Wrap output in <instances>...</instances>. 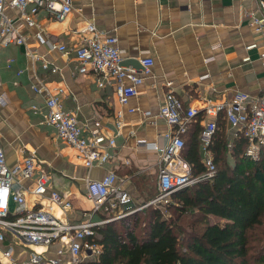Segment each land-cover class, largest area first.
Listing matches in <instances>:
<instances>
[{
	"label": "crops",
	"instance_id": "0c3cea01",
	"mask_svg": "<svg viewBox=\"0 0 264 264\" xmlns=\"http://www.w3.org/2000/svg\"><path fill=\"white\" fill-rule=\"evenodd\" d=\"M258 1L70 0L71 11L61 19L53 18L44 9L39 10L37 19L44 27L48 43L74 48L79 40L76 31L92 21L98 29L117 37L121 62L153 60L138 95L130 98L126 107L118 105L113 88L97 86L94 73L77 72L73 53L63 55L39 46L34 38L35 30L17 21L26 42L58 69L51 74L39 68V76L48 88L65 89L64 107L76 108L81 124L92 127L98 123L103 133L113 135L115 114L119 109L123 110V119L115 147L110 149L112 158L102 167L88 170L75 151L57 138L55 130L40 122L42 116L30 111V105L40 99L30 90L31 62L23 48L16 45L0 48V94L6 100V105L0 106V146L7 164L15 166L28 152H34L36 173L44 170L49 176V185L71 201L72 208L67 212L51 206L55 216L64 218L62 221L82 218V213L91 207L84 194L86 178L100 179L109 171L121 179L117 185L129 194L131 208L144 206L150 201H138L144 199V193L135 183L145 182L149 175L156 174L159 153L137 144V140L165 144L164 133L170 127L158 116V107L167 91H172L184 108H201L204 99L227 100L235 92L256 96L264 87V66L260 60V53L264 51V29L253 30L249 26L250 19L244 14L256 10ZM6 13L16 19V11L7 9ZM251 44L254 47L246 49ZM8 57L15 58L16 62L6 69L3 67ZM20 68L24 72L17 77L14 71ZM128 107L136 109L130 113ZM144 112L149 115L145 116ZM204 120L201 115L198 124L201 129ZM192 121L186 137L193 132ZM224 131L227 142L232 143L237 137L235 130L225 123ZM198 149L204 160L200 133ZM208 150L211 154L209 147ZM25 186L30 188L32 181L25 182ZM25 199L28 206L34 205L33 195L27 192ZM41 204L49 209L48 200L42 199ZM98 217L99 214L94 216ZM10 243L8 238L6 243L0 244V264H12L1 253ZM18 245L13 249L14 264H28L29 249ZM43 250L46 256L54 255L53 246L46 250L43 247Z\"/></svg>",
	"mask_w": 264,
	"mask_h": 264
},
{
	"label": "built area",
	"instance_id": "2783aa9c",
	"mask_svg": "<svg viewBox=\"0 0 264 264\" xmlns=\"http://www.w3.org/2000/svg\"><path fill=\"white\" fill-rule=\"evenodd\" d=\"M7 9L16 11V19L7 15ZM41 9L46 10L53 18L61 19L71 11V4L70 0H0V48L10 45L22 47L26 58L31 62L29 87L40 101H34L29 107L30 111L42 116L40 122L55 130L57 138L75 151L85 168L91 170L102 167L112 158L110 149L115 147V138L120 134L123 110L119 109L115 114L113 135L103 133L98 123L92 127L81 124L77 109L64 107L65 89L61 86L50 89L39 76V68L51 74H55L58 69L26 42L17 21L35 30L34 38L39 46L63 55L73 53L77 61V72H92L96 75L99 88H113L120 107H126L130 98L138 95L139 86L143 83L144 76L150 73L153 60L141 59L142 70L124 67L121 64L117 37L106 30L98 29L92 21L86 22L76 31L79 40L74 48L69 49L62 43H48L44 27L37 19ZM244 14L250 19L249 26L253 30L264 29V0L258 1L256 10L246 11ZM252 47L254 44L248 45L246 49ZM245 60H248V57ZM260 60L264 66V51L260 53ZM15 62V58L8 57L4 68H11ZM23 72L20 68L15 74L19 77ZM5 105V96L0 94V106ZM135 109L128 107L127 111L131 113ZM200 113L205 119L200 132L201 147L205 152V171L198 176H192L191 165L181 155L184 147L183 136L187 132L188 124ZM144 115L148 116L149 112H144ZM158 116L170 127V130L164 133L165 144L160 146L142 139L137 140V144L159 153L156 172L157 194L144 206L164 207L170 202V195L175 191L213 176L215 166L208 147L220 117L235 130V136L240 133L246 140L244 154L247 157L257 160L264 146V87L256 96L235 92L227 100L204 99L201 108H184L181 100L172 91H167L159 104ZM36 161L34 152H28L18 164L11 167L7 164L5 153L0 146V244L6 243L10 238L12 243L16 242L21 246H55L54 255L51 257L29 250L28 264H81L80 257L83 252L92 256L100 250V246L89 241L94 229L112 219L128 215L137 208H131L129 194L117 185L121 179L113 171H109L100 179L86 178L84 194L91 207L82 213L81 219L59 220L52 213L51 206L67 212L72 208L71 201L49 185V176L44 170L40 169L36 173ZM29 181H32L30 188L25 186V182ZM27 192L35 198L31 207L25 199ZM42 199L48 200L49 209H45L41 204ZM105 205L110 209L119 207L121 211L110 218H94ZM13 249L10 243L1 250L3 257L12 264L15 262Z\"/></svg>",
	"mask_w": 264,
	"mask_h": 264
},
{
	"label": "trees",
	"instance_id": "16d2710c",
	"mask_svg": "<svg viewBox=\"0 0 264 264\" xmlns=\"http://www.w3.org/2000/svg\"><path fill=\"white\" fill-rule=\"evenodd\" d=\"M201 115L183 136L181 155L192 176L205 171L198 149ZM224 124L220 117L209 146L213 176L175 191L164 207L149 205L96 227L89 241L100 250L86 264H264V146L252 160L239 133L229 162ZM141 182L135 184L143 197L154 198L157 189L154 195ZM163 210L176 216L166 218ZM119 211L105 205L98 214L110 218Z\"/></svg>",
	"mask_w": 264,
	"mask_h": 264
},
{
	"label": "rangeland",
	"instance_id": "374dc122",
	"mask_svg": "<svg viewBox=\"0 0 264 264\" xmlns=\"http://www.w3.org/2000/svg\"><path fill=\"white\" fill-rule=\"evenodd\" d=\"M232 146H233V144L231 143V142H227V156H226V158H227V160L229 161V162H231L232 163V161H233V158L231 157V154H230V152H231V150L233 149L232 148ZM245 152V151H244ZM210 155V157L212 158V154H209ZM134 182H136V181H134ZM145 182H146V185H148V188H150L151 190H153V194L155 195V192H156V174H153V175H149L148 177H147V179L145 180ZM144 182V183H145ZM152 198H149V199H138V201L141 203V202H146L147 203V201H150ZM139 203V204H140ZM137 209H140L139 208V206L137 207ZM164 211V213H165V217L166 218H168L169 216H176L172 211H167V213H166V211L165 210H163ZM174 214V215H173ZM57 216V215H56ZM173 217V218H174ZM57 218L59 219V220H62V219H64V218H61L60 216H57ZM12 245H13V247L15 248V247H18L19 245H18V243H16V242H14V243H12ZM25 248L26 249H29V250H33V251H35V252H38V253H43L44 252V250H43V247H39V246H31V247H27V246H25ZM45 250H46V248H45ZM88 251H90V250H88ZM94 256H95V254L94 255H89L87 252H83L82 253V255H81V257H80V259H81V264H86V262L88 261V260H91V259H93L94 258Z\"/></svg>",
	"mask_w": 264,
	"mask_h": 264
},
{
	"label": "water",
	"instance_id": "95a60500",
	"mask_svg": "<svg viewBox=\"0 0 264 264\" xmlns=\"http://www.w3.org/2000/svg\"><path fill=\"white\" fill-rule=\"evenodd\" d=\"M121 64L123 66H129L130 65L131 67H133L136 70H142V66H141L140 62L136 59L129 60V62H127V60H125V61L121 62Z\"/></svg>",
	"mask_w": 264,
	"mask_h": 264
}]
</instances>
